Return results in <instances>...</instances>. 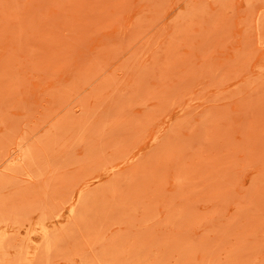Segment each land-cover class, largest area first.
I'll list each match as a JSON object with an SVG mask.
<instances>
[{
  "label": "rangeland",
  "instance_id": "374dc122",
  "mask_svg": "<svg viewBox=\"0 0 264 264\" xmlns=\"http://www.w3.org/2000/svg\"><path fill=\"white\" fill-rule=\"evenodd\" d=\"M0 264H264V0H0Z\"/></svg>",
  "mask_w": 264,
  "mask_h": 264
}]
</instances>
